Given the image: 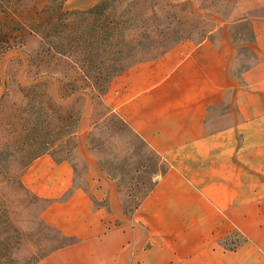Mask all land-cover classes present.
<instances>
[{
  "label": "crops",
  "instance_id": "obj_1",
  "mask_svg": "<svg viewBox=\"0 0 264 264\" xmlns=\"http://www.w3.org/2000/svg\"><path fill=\"white\" fill-rule=\"evenodd\" d=\"M251 23L259 58L243 73L241 82L232 75L233 39L226 34L219 37L215 31L214 37L193 45L181 43L160 59L137 65L112 108L168 167L140 209L153 198L162 204L176 196L172 199L183 205L180 210L194 217L193 250L200 263L264 264V18ZM229 92L233 98L224 118L233 117L217 128L215 110ZM182 152L200 161L189 172H184L179 158L173 156ZM36 162L26 173L30 188L23 180L36 195L55 199L72 186L74 169L67 161L56 163L45 155ZM207 170L213 175L211 192L202 184L201 188L194 185ZM100 171L118 193L117 182ZM217 186L224 194L212 192ZM79 190L64 204L55 205L85 201L91 207L94 201L88 192ZM52 205L49 208L53 209ZM105 218L101 208L94 212L79 209L74 216L63 212L58 228L77 242L38 264H101L103 251H107L103 264L119 263L121 238L126 233L107 229ZM233 234L241 235L244 241L226 250L222 242ZM154 256L150 254L149 260Z\"/></svg>",
  "mask_w": 264,
  "mask_h": 264
},
{
  "label": "rangeland",
  "instance_id": "obj_2",
  "mask_svg": "<svg viewBox=\"0 0 264 264\" xmlns=\"http://www.w3.org/2000/svg\"><path fill=\"white\" fill-rule=\"evenodd\" d=\"M49 1L34 0L33 3L38 9H41ZM100 1L102 0H67L64 6L66 10H85ZM186 2H189L193 9L202 16L200 21L207 22L206 27H215L216 23H222L216 29L218 31L216 35L220 34L219 37H221L226 34L233 39L235 51L232 58V75L241 82L243 73L258 62L257 46L252 39L248 23L252 19L264 18V0H149V20L153 18V15L164 18L167 14L174 13L179 9H172L167 4L178 7ZM187 17L193 18L192 16ZM244 17H247L248 20L243 23L239 19ZM19 40L20 43L17 47L0 56V136L13 131V129L3 126L9 117L25 114L28 110L31 111V98L25 95L30 94L33 89L35 95L45 92L59 100L64 109H82L75 136L77 150L70 154L66 152V149L63 151L60 148L55 149L57 156L66 158L68 165L74 169L73 184L59 197L47 198L54 207L45 212V220L59 230L61 228H58L59 224L57 223L61 221L63 212L74 216L79 209L94 212L101 208L106 214V228L122 230L126 233L124 236L126 239L121 238L122 245L120 253H118L119 263L117 264H206L195 260L193 250L194 217L192 213H183L180 210L183 205L172 199L176 196H170L169 200L162 202L167 208L153 198L148 200L141 209L139 208L138 213L133 211L135 200L140 199L150 187L152 172L156 167L161 166L160 161L153 153L148 151L144 144L129 134L126 129H122L120 134H115L114 137L110 136L111 133L106 130L102 131V134L95 131V135L88 137V130L96 119L99 109L114 108L120 91L126 87L127 78L139 64L130 67L112 81L104 97L105 107L100 106V100L93 101L89 93L80 92L70 99L61 100L60 87L62 83L60 80L64 83L67 79L64 77L68 67L67 62L54 63L48 57L44 62L41 58H37L41 43L40 38L36 35L22 33ZM191 40L187 41L189 45L199 43L201 36L193 34ZM160 58V54L153 52L144 54L140 59L155 61ZM74 72H70L68 78L74 79L77 76L79 79V74ZM43 75H48L54 80L50 79L46 84L36 85V87L35 84L39 83V81L37 82L38 78ZM232 98L233 92L227 93L225 102L215 110L217 128L227 125L229 119L233 117V115H229L224 118L226 114H229V111L226 113L225 110L228 109V103ZM101 102L103 101L101 100ZM224 119H226L225 122L219 123ZM91 141L98 148L93 153L88 151ZM237 143L239 144V140ZM190 154L182 152L173 155L175 159L179 158V164L184 167L182 169L184 172H189L194 165L200 162L193 160ZM98 159H101L104 164L105 174L110 172L122 180L123 185L118 188V193L110 183L106 182V176L100 171L98 165L100 160ZM36 161L24 173L23 180L26 185L28 182L26 173L37 163ZM143 165L146 168L142 167ZM163 165L167 168L166 163ZM212 177V173L207 170L203 172L201 178L198 177L195 180L197 185H194L198 187L202 184L205 190L211 192L210 178ZM27 187L30 188L29 184ZM79 189L85 190L86 194L88 192L87 196L89 195L90 199L94 201L91 207L85 201H79L75 205L69 206L55 205L64 204L65 200L71 198L77 190L81 191ZM215 190L219 194H224L222 187H214L212 192ZM96 198H99L100 201H96ZM45 203L44 201L35 203L30 211H28L29 209H19L18 215L15 216L16 225L24 233L23 241L15 252L18 264H30L35 258L49 254L56 247L70 242V239L61 237L55 229L41 227L36 223ZM172 204L175 206L174 209ZM122 211L124 215H122ZM78 225L82 224L78 223ZM117 225L120 227L117 228ZM243 241L241 235L233 234L231 238L223 240L222 244L226 250H233ZM106 253L107 251L102 252L101 264H103ZM153 253L156 256L149 260V255Z\"/></svg>",
  "mask_w": 264,
  "mask_h": 264
},
{
  "label": "trees",
  "instance_id": "obj_3",
  "mask_svg": "<svg viewBox=\"0 0 264 264\" xmlns=\"http://www.w3.org/2000/svg\"><path fill=\"white\" fill-rule=\"evenodd\" d=\"M33 1L0 0V56L19 45L20 34L36 35L41 43L37 58L44 62L47 57L54 63L67 62L64 74L67 79L64 83L60 80V99H70L80 92L89 93L92 100H100L103 107L112 81L130 67L147 62L140 59L144 54L157 52L163 57L176 45L192 41L193 34L201 36L200 43L210 38L222 25L216 23L215 27H206L207 22L199 20L202 16L189 2L178 7L167 4L172 9H179L164 18L153 15L149 20V0H102L85 10H66L64 4L67 0H50L38 9ZM248 25L254 41L252 23ZM74 71L79 74V79L77 76L68 78L69 73ZM50 79L54 80L43 75L35 86L46 84ZM33 90L25 95L31 98V111L9 117L3 126L13 131L0 136V264H18L15 252L23 241L24 233L16 225L15 216L19 209L30 211L39 201L46 203L36 223L55 229L70 242L35 258L30 264H38L56 250L77 242L76 238L63 234L45 221L43 214L51 202L28 189L23 176L32 163L42 156L49 155L56 163L68 161L59 158L55 149H66L70 154L77 150L75 136L82 109H64L59 100L45 92L35 95ZM122 129L143 143L161 163L152 172L148 190L135 200L133 211H137L154 191L159 179L167 173L168 167L163 165L162 157L112 108L99 109L88 137L95 135V131L102 134L104 130L114 137ZM89 149L94 152L98 148L91 141ZM98 160L100 169L104 171V164L101 159ZM142 167L146 168L144 165ZM106 175L115 180L119 187L123 185L118 176L110 172Z\"/></svg>",
  "mask_w": 264,
  "mask_h": 264
}]
</instances>
